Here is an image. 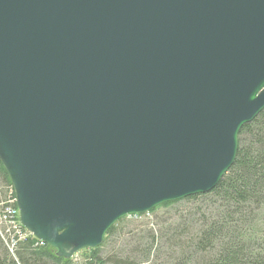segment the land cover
<instances>
[{"label":"water","instance_id":"obj_1","mask_svg":"<svg viewBox=\"0 0 264 264\" xmlns=\"http://www.w3.org/2000/svg\"><path fill=\"white\" fill-rule=\"evenodd\" d=\"M264 110V0H0V163L71 259L213 190Z\"/></svg>","mask_w":264,"mask_h":264},{"label":"trees","instance_id":"obj_2","mask_svg":"<svg viewBox=\"0 0 264 264\" xmlns=\"http://www.w3.org/2000/svg\"><path fill=\"white\" fill-rule=\"evenodd\" d=\"M13 200L0 163V264H264V110L240 129L234 162L213 190L149 212L190 204L184 215H173L157 231L138 232L140 226L133 223L145 215L125 217L108 230L98 248L82 250L83 263L56 257L53 249L23 230L20 239H10L13 232L7 234L2 216L6 207H16Z\"/></svg>","mask_w":264,"mask_h":264},{"label":"rangeland","instance_id":"obj_3","mask_svg":"<svg viewBox=\"0 0 264 264\" xmlns=\"http://www.w3.org/2000/svg\"><path fill=\"white\" fill-rule=\"evenodd\" d=\"M5 191V190H4ZM4 198H6V194L4 195ZM5 200V199H3ZM194 205V203H192ZM159 207V206H158ZM190 208V204H186V203H179V205H174L172 207H168V208H159L157 209L154 213H146L143 214L145 215V217L137 222H142L144 226L140 225L137 222H134L133 224L137 227L140 226L139 229L136 230V232H138L139 230H144V229H151L153 231H157L158 228L161 226V223L163 221H168L171 222L172 219H169L171 217H173V215H184L188 209ZM155 209V208H154ZM179 211V212H178ZM130 217V216H128ZM174 219V224L177 222V219ZM179 223V221L177 222ZM147 227V228H145ZM133 229L130 228H125L124 232L129 233L131 232ZM134 231H132L133 233ZM130 236L129 235H125L124 239H129ZM83 251H80L79 253H77L76 255L73 256V261L75 262H80L83 263ZM110 255L111 253H113V249H111L110 251H107ZM87 254V253H85Z\"/></svg>","mask_w":264,"mask_h":264},{"label":"built area","instance_id":"obj_4","mask_svg":"<svg viewBox=\"0 0 264 264\" xmlns=\"http://www.w3.org/2000/svg\"><path fill=\"white\" fill-rule=\"evenodd\" d=\"M13 203H15V200H13ZM2 219L5 220V225L7 227L6 232L7 234H10L11 232H13V235L16 236V238L12 235V237L10 236V239H16L17 238H21L22 236V232L21 230H23L26 234L27 232L22 228V226L20 225L19 222V213L16 207H6L3 211V216ZM39 245H44L43 243L39 242ZM14 243L11 242L10 245L8 246L9 251L11 252V245H13Z\"/></svg>","mask_w":264,"mask_h":264}]
</instances>
